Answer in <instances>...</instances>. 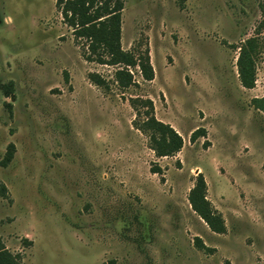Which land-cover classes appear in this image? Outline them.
Returning <instances> with one entry per match:
<instances>
[{
  "label": "rangeland",
  "instance_id": "obj_1",
  "mask_svg": "<svg viewBox=\"0 0 264 264\" xmlns=\"http://www.w3.org/2000/svg\"><path fill=\"white\" fill-rule=\"evenodd\" d=\"M121 17L122 48L148 47L154 77L136 68L135 85L103 90L87 72L111 80L114 67L83 59L55 0H0L5 247L23 264H264V113L251 104L264 95V0H123ZM248 38L252 88L236 67ZM135 95L181 134L174 156L133 127ZM198 172L225 233L189 204Z\"/></svg>",
  "mask_w": 264,
  "mask_h": 264
},
{
  "label": "trees",
  "instance_id": "obj_2",
  "mask_svg": "<svg viewBox=\"0 0 264 264\" xmlns=\"http://www.w3.org/2000/svg\"><path fill=\"white\" fill-rule=\"evenodd\" d=\"M55 7L60 13L63 22L71 30L74 42L79 45L81 56L85 61L100 65L113 66V77L106 79L96 71L87 72L88 80L95 86L109 90L114 83L120 90L136 84L133 69H138L145 81L154 77V69L150 63L149 50L145 47L125 50L121 45V12L123 0H55ZM239 52L236 67L240 83L245 88H252L255 82L254 57L257 45L254 38L246 39L238 46ZM3 93L9 96L12 93V81L3 86ZM128 102L134 111L132 125L147 137L148 147L156 157L174 156L183 146L181 134L167 122L158 119L154 113V104L151 98L142 95L129 96ZM251 104L255 109L264 113V95L253 97ZM8 111L11 104L5 103ZM203 128H197L190 135L194 141L203 136ZM13 143H9L4 155L5 162L13 156ZM150 171L161 174V167L151 164ZM206 182L201 172L195 176L193 186L188 192V201L192 210L215 233H225L226 224L222 214L214 208L206 198ZM5 187L1 186V192ZM30 244V241H26ZM196 245L205 250H211L200 237H195ZM0 264H23L20 253L10 252L0 236ZM104 264V263H102ZM226 264H229L226 262Z\"/></svg>",
  "mask_w": 264,
  "mask_h": 264
}]
</instances>
